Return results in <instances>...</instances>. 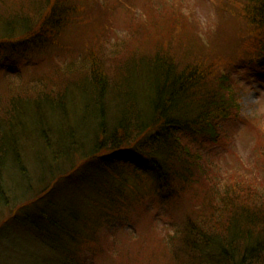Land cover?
I'll use <instances>...</instances> for the list:
<instances>
[{
    "label": "trees",
    "instance_id": "1",
    "mask_svg": "<svg viewBox=\"0 0 264 264\" xmlns=\"http://www.w3.org/2000/svg\"><path fill=\"white\" fill-rule=\"evenodd\" d=\"M158 1L159 17L152 15L144 27L156 44L135 30L138 43L125 57H115L125 65L115 74L99 55L88 76L80 75L87 68L75 69L72 62L32 89L17 87L0 96V229L15 222L65 259L69 240H81L89 225L84 204L71 202L73 207L56 212V185L85 188L91 192L86 204H98V198L110 204L92 211L112 213L128 197L129 205L134 202L132 189L140 180H150L152 198L171 204L189 193L191 205L202 208L197 224L176 227L180 239L171 240L165 264H264V188L247 180L224 196L194 188L208 181L210 171L197 145L219 143L221 120L239 110L227 68L264 67V0L215 3L222 12L232 4L244 10V50L238 60L218 56L221 69L207 60L185 61L186 56L180 62V45H187L166 42L170 36L194 39L195 16L184 13L185 0ZM96 6L88 0H0V52L57 48L72 54L64 36L75 35L99 43L107 31L88 33L89 20L95 23L96 14L95 29L104 26L111 7ZM160 32L165 36L156 38Z\"/></svg>",
    "mask_w": 264,
    "mask_h": 264
},
{
    "label": "rangeland",
    "instance_id": "2",
    "mask_svg": "<svg viewBox=\"0 0 264 264\" xmlns=\"http://www.w3.org/2000/svg\"><path fill=\"white\" fill-rule=\"evenodd\" d=\"M88 1L92 6L97 5L96 8L101 9L106 4L111 7V11L103 17L104 26L95 29L98 18L96 14H93L95 23L89 20L92 27L87 30L88 33L99 34V31L102 32L105 29L107 37L99 43L90 44L84 39V35L81 37L75 35V38L64 36L65 42L71 43L72 54L62 53L57 48L35 49L29 51V54L24 50L16 54L0 52V96L7 97L9 95L7 92H12L17 87L32 89L37 81L53 79L56 76L54 72L62 73L72 62H75V69L87 68L80 75L88 76L93 67V57L99 55L103 56L104 68L115 74L125 66L119 62V59L118 61L115 59L119 56L125 57L126 53L132 52L133 45L138 43L133 36L134 31L144 32L149 18L152 15L159 17L155 14L158 11V0ZM152 1L154 3L149 4ZM165 1L169 3L172 0ZM185 1L184 13H192L196 20V22L193 21L194 39H191L189 35L183 38L185 41L170 36L166 42V44H172L173 41L177 44L184 42L187 45L184 47L180 45V62L186 56L185 61L207 60L217 69H221L218 56L225 55L238 60L244 50L243 42L239 40V36L243 37L241 31L245 28L242 19L244 10L232 4L224 5L229 9L222 12L215 8V3L218 4L220 0ZM159 26L162 25L159 24ZM167 28L163 29V32H167ZM145 32L146 35L142 37L156 44V41L150 39L151 33ZM206 32H209L208 35ZM163 36L165 34L160 32L156 38ZM218 48L221 51H218ZM199 55L202 56L200 59L195 57ZM73 71L71 69L68 74L71 75ZM227 71L231 76L230 83L237 92L239 110L232 118L221 120L220 138L222 140L219 143L197 145L204 164L210 171L206 173L208 181L194 188L199 191L201 186L209 188L216 196L220 194L224 196L225 193L233 191L236 186L240 187V182L245 180L253 181L260 191L264 188L262 151V146L264 147L262 142L264 139V67L255 65L243 69L229 67ZM146 181L140 180V186L137 185L132 189L134 202L131 205L128 204L130 198L128 197L127 202L121 203L117 211L112 213L92 211L91 208L98 205L109 208L110 204L100 202L99 198L98 204L90 201L86 204L87 195L91 192H87L85 188L76 189L61 184L56 185V191L53 193V195L56 194L54 199L56 212L64 213L58 207L68 210L73 207L71 202H74L76 207L81 208L83 204L86 207V219L89 226L84 228L82 239L78 238L77 242L76 239L69 240L70 251L66 252L64 259L60 251L50 248L42 240L31 235L25 227H18L13 222L12 225L7 224L0 229V264H165L172 252L171 240L180 239V236L175 234L176 227L187 230L197 224L199 221L197 215L202 213V208H194L191 205L192 196L189 193H182L180 199L171 204L163 203L160 198H152L148 192L151 191L150 188H154V183L150 180L147 183ZM92 198L96 199V196ZM181 200L183 201L179 203ZM119 213L123 215L117 217ZM8 216L10 215L6 218L10 220L12 217ZM71 235H77V233L72 232ZM15 247L19 250L16 251ZM174 249L177 252L180 251L179 247ZM74 253L77 254L75 259L69 261V256Z\"/></svg>",
    "mask_w": 264,
    "mask_h": 264
}]
</instances>
